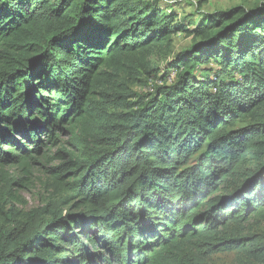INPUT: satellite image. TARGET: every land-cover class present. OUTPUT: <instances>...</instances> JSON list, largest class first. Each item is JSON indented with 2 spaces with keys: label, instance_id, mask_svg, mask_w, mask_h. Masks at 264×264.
Wrapping results in <instances>:
<instances>
[{
  "label": "trees",
  "instance_id": "trees-1",
  "mask_svg": "<svg viewBox=\"0 0 264 264\" xmlns=\"http://www.w3.org/2000/svg\"><path fill=\"white\" fill-rule=\"evenodd\" d=\"M162 3L0 0V264L264 263L243 234L264 220V2ZM160 72L149 101L118 83ZM59 130L76 133L59 204L18 208L5 167L28 171Z\"/></svg>",
  "mask_w": 264,
  "mask_h": 264
},
{
  "label": "rangeland",
  "instance_id": "rangeland-1",
  "mask_svg": "<svg viewBox=\"0 0 264 264\" xmlns=\"http://www.w3.org/2000/svg\"><path fill=\"white\" fill-rule=\"evenodd\" d=\"M202 0H162L163 6L167 4L172 5L177 10L180 17H184L188 14H193L196 11L198 2ZM259 0H203L204 11H214L219 9L229 8L235 5H246L248 8L254 7L258 4ZM191 43V38L187 37L184 33L175 36V51H180L188 47ZM166 57L161 55H153L151 60L156 66H164ZM215 67V65H212ZM175 75L172 72L170 75L171 80ZM159 77L152 76L151 78L143 74L138 76V79H132L125 77L123 80L118 78V83L125 86L126 91L124 93L132 92L143 95L145 101H149L156 94V86L161 85V72ZM100 92V91H98ZM113 94V91H111ZM49 97V94H46ZM96 98H99V93L95 94ZM142 98L129 97V100L134 102L142 101ZM119 108L118 106L110 108V112H115ZM138 108V105H135ZM127 112V109L119 108ZM245 122V121H244ZM247 123L240 122L237 127L244 126ZM59 139L53 143H48V137H43L44 142L49 146L43 145L41 152L39 153V161L32 163L28 171L21 169L19 166L7 165L5 169L10 171V174L15 179H20L22 187H19V200L17 201L18 208H24L30 210L32 208L46 206L50 202H57L61 199L60 188L61 184L66 182L71 176L67 174L63 169L65 167H72L75 165V157H72L69 153H66L65 147L72 149L74 134L69 130H59ZM34 144L29 145V148L34 149ZM91 148V146H89ZM61 150H64L62 152ZM77 151V150H76ZM80 154V151H77ZM57 168L56 167H62ZM252 166V163L248 165ZM243 234L245 236H253L259 239L264 244V220L263 217L258 215L253 217L247 222L243 228ZM197 264H264L254 258H249L248 254L238 249H233L224 252L213 253L198 260Z\"/></svg>",
  "mask_w": 264,
  "mask_h": 264
},
{
  "label": "water",
  "instance_id": "water-1",
  "mask_svg": "<svg viewBox=\"0 0 264 264\" xmlns=\"http://www.w3.org/2000/svg\"><path fill=\"white\" fill-rule=\"evenodd\" d=\"M262 2H264V0H260L259 2H258V4L257 5H259L260 3H262Z\"/></svg>",
  "mask_w": 264,
  "mask_h": 264
}]
</instances>
